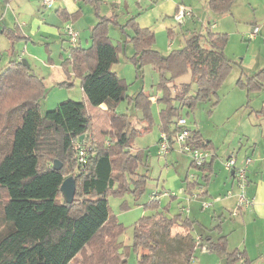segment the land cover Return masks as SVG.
<instances>
[{
  "label": "trees",
  "instance_id": "trees-1",
  "mask_svg": "<svg viewBox=\"0 0 264 264\" xmlns=\"http://www.w3.org/2000/svg\"><path fill=\"white\" fill-rule=\"evenodd\" d=\"M232 2L208 0V6L223 13ZM135 18L131 15L123 26L115 18L101 15L91 28L89 45L70 46L67 60L79 79L81 100L64 99L42 112L39 99L44 94L43 77L23 64V58H11L0 66V264H70L92 237L107 230L112 255L103 259L106 264L126 263L125 253L119 251L122 242L117 241L123 226L110 213L107 194L122 191L129 175L132 191L139 195L145 174L135 170L140 162L138 152L131 150L136 131L126 130L128 116L115 111L125 96L126 83L111 68L122 46L109 35L110 24L122 26L125 41L132 43L130 59L136 74L144 65L159 73L162 95L158 99L164 103L159 110V128L168 133L172 143L181 106L192 108L196 100L209 97L218 100V86L231 67L223 52L225 33L209 27L203 32L192 31L181 46L163 54L152 47L153 31L139 26ZM125 29L130 32L125 33ZM187 73V81L174 83ZM256 74L247 77L248 88L264 89V77L258 81ZM140 94L142 91L135 97L136 105L147 107L146 101L139 100ZM99 110L103 122L97 134L92 131V116ZM188 129L195 148L212 150L211 141L198 129ZM116 156L121 158L118 167ZM54 159L61 162L59 169L52 167ZM190 165L200 171L201 181L196 179V183L205 186L212 173L210 163L206 160L196 166L191 159ZM68 175L75 181L71 202H66L60 192V184ZM154 203L150 198L146 204L157 209ZM176 225L184 230L180 235L184 240L181 264H190L196 246L219 253L228 263L238 259L235 250L227 249L225 234L211 240L197 230L199 238H195L192 219L181 213L169 217L156 210L134 223V248L150 250L140 251L138 264L155 263L149 260L159 247L156 232L166 234Z\"/></svg>",
  "mask_w": 264,
  "mask_h": 264
},
{
  "label": "rangeland",
  "instance_id": "rangeland-1",
  "mask_svg": "<svg viewBox=\"0 0 264 264\" xmlns=\"http://www.w3.org/2000/svg\"><path fill=\"white\" fill-rule=\"evenodd\" d=\"M137 1L101 0L98 4L99 12L103 14L114 12L119 22L123 25L131 15L145 11V0H139L140 5H142L140 7H138ZM158 1L163 3V8H165L164 5L168 4V1L165 0ZM170 1L178 3L176 11L171 7L173 13L176 14L181 8H185L190 10L193 15L191 17L182 15L180 22H178L175 15L171 17L169 13L163 19L160 18L152 21L150 24L154 33L152 45L154 49L165 54L171 49L181 46L184 39L190 34L189 32L194 30V28H196V31L199 30L201 22L205 20L208 14L209 21H215L217 24L211 30L223 32L227 36L226 42L223 45V52L226 58L231 61V67L225 73L218 86V100L215 101L214 97L198 99L192 108L181 106L178 110L179 116L184 118L188 128L199 129L205 137L208 136L213 140L216 146L217 160L222 162L223 169L227 174L229 168L225 166V161L229 156L233 157L234 155H230L229 152L234 153L239 138H242L243 134L256 127L254 120L257 115L262 113L260 110L261 106L264 105V89H251L247 85L249 81L247 79L248 76L261 72L255 76L261 82L264 77V33L260 31L256 34L258 38L255 40L251 37V39H248L252 26L251 22L256 18L257 22L261 23V16H264V11L260 15L259 10L255 9L253 4L249 3V0H233L229 8L231 12L227 11L225 18H221V14L214 15L212 12H207L206 5L208 4V0ZM83 5H86L83 12L85 18L87 15L93 17L92 6L88 3H83ZM85 18L81 17L73 25L77 29L78 34H81V26L84 24ZM50 20L52 22V19ZM221 21L222 25L219 26ZM23 22L26 23L21 25L20 20L17 22L11 20L10 23L7 22L6 24H9L12 29H15L14 26L17 24L24 30L27 29L29 23L28 21ZM61 24L57 22V25L64 30L63 26L66 23ZM108 28V32L114 42H120L122 46L118 59L112 64L111 68L126 83L125 96L117 103L115 111L125 113L128 116L130 122L126 130L136 131L133 134L131 150L138 152L140 158V162L135 169L136 172L145 174V176L143 188L139 192V195L134 194L132 191L133 180L129 175H126V187L120 192L108 193L107 200L110 213L123 226L122 231L117 236V241L122 242L119 251L125 253V264H138L140 251L150 252V250L147 247H139L137 250L134 248V223L140 217L153 214L156 210L164 212L169 217L181 212L183 215L192 217L193 213H189L191 206L193 207L191 202L205 196L204 194L198 195L196 190L192 191V195H188L183 190V177L191 160L189 152L181 151L178 144L174 143L172 149L165 155L158 153L157 139L160 133L159 110L164 104L163 101L158 99L162 95V91L158 86L160 81L159 73L151 65H144L142 71L137 75L134 64L130 59L134 54V48L132 43L125 41L127 37L122 33V26L118 27L110 24ZM125 28L129 27L125 26ZM17 31L20 32V30ZM204 31L206 30L204 29ZM12 32L10 35H7L8 32H6L7 34L0 32V66H4L9 61L13 56L12 53L22 52V58L34 68L37 74L44 76V94L39 99L40 111L44 112L54 108L58 102L64 99H82L83 95L79 79L71 75L72 68L67 60L71 46L69 41L66 40L67 38L63 40V36L60 35L59 38L55 39L54 37L49 38L47 34H43L44 39L41 41L42 43H39L40 41L36 40L38 36L29 34V39H25L24 37L16 39V36ZM127 32H130V30H127ZM127 32L125 29V33ZM241 34L246 35L242 36ZM11 40L13 42L12 45L10 43ZM169 41L172 43L171 46H168ZM25 43H29L31 46L30 51L24 49ZM30 52L32 53L31 55H29ZM252 57L256 59L260 58L258 65L251 70L249 68ZM51 66H58L63 71L64 79L62 81L53 82L47 79ZM188 79L189 74L187 73L176 78L174 83H180ZM192 88H194L193 85ZM140 91L143 94L139 95V100L146 101L147 107L136 105L135 97ZM170 92L173 93V88L170 89ZM174 104H176L175 101ZM102 115L100 110L93 113L92 131L94 133H99V125L103 122ZM102 127L105 126L102 125ZM106 129L108 128L106 127ZM98 138L102 139L100 134ZM209 153L211 152L209 151ZM120 163V156H116L115 164L117 167ZM192 167H190V172L193 170ZM190 172L189 177L191 178ZM150 198L155 201L154 204H156L157 209L149 205L150 203L146 204ZM205 198L208 200L209 196ZM203 209H206L207 213L208 211H212L210 206ZM175 227L173 226L166 234L158 233L159 230L156 232L155 236L157 235L160 243L149 261H154V264H181L183 261L181 248L184 247V243H182L184 240L180 235L184 230L180 228L177 231L178 228L176 227V229ZM107 231H103L101 234L92 237L71 260L70 264H106L103 256L108 255L109 258L112 255L109 249L110 242H106L108 232H110ZM191 234L193 237L196 236L195 231H192ZM190 264H225V262L219 253L207 250L205 247L196 246L192 253ZM229 264L239 263L234 262Z\"/></svg>",
  "mask_w": 264,
  "mask_h": 264
},
{
  "label": "crops",
  "instance_id": "crops-1",
  "mask_svg": "<svg viewBox=\"0 0 264 264\" xmlns=\"http://www.w3.org/2000/svg\"><path fill=\"white\" fill-rule=\"evenodd\" d=\"M100 1L101 0H51V5L47 7L43 5L42 0H0V25H2L0 32H8V34H6L9 35L13 31L12 33L16 36V39H20L22 37L29 39V34H32L33 36H38V39L36 40L40 41L39 43H42L41 41L44 39L43 34H47L49 35V38L54 37L55 39L59 38L61 35L63 36V40H65L67 37L64 30L62 27L57 25V22L62 23L61 25L67 22L75 25L81 17L85 18V14H83V12L86 5H83V3H88L93 8V17L87 15L84 19V24L81 26V34H78L77 40V43L85 47L89 45L91 28L96 24L99 16L106 15L115 18L118 24H121L114 12H111L110 14H103L99 12L98 4ZM165 1H168V4L164 5L165 8H163V3H161V1L145 0V11L139 12V15L136 14L135 18L139 26L151 29L150 23L152 21H156L160 18L163 19L164 16L169 13L171 17L175 15L173 10H171V7H173L176 11L178 3L170 0ZM249 3H252L253 7L259 10L260 15L264 11V0H249ZM137 5L138 7L142 6L140 5L139 0L137 1ZM206 6L208 13L212 12L214 15L221 14V18H225L227 11L223 13H216L208 6V4ZM228 11L229 13L231 12L230 10ZM232 13L234 14V12ZM185 15L191 17L193 13L191 12L189 15ZM208 15L205 20L201 22L198 28L199 32H203L204 29L206 30L208 27L213 29L217 26L215 21H209ZM50 19H52V22ZM11 20L13 22L20 20L22 23L21 25L26 23L23 21H28L29 24L27 29L24 30H22L23 28L17 24L14 26L15 29H12L9 24H6L7 22L10 23ZM253 20L254 21L251 22L252 26L248 34V39L251 37L255 40L258 38V35L256 36V34L260 31L264 33V16H261V23H258L256 18ZM178 22H180V19ZM221 25L222 21L219 26ZM255 26L258 27V31L255 35H252V30ZM17 30H20V32ZM192 31H196V28ZM241 35L244 36L246 34ZM10 43L11 45L13 44L12 40ZM168 43V46L172 45L170 41ZM24 49L30 51L31 46L29 43H25ZM31 54L32 53L30 52L29 55ZM12 55L13 56L11 58H22V52H16L15 54L12 53ZM259 58L256 59L255 57H252L249 69L252 70L253 67L258 65ZM28 65L34 71V68L30 64ZM59 68L60 67L58 66L50 67L47 76L49 81L59 82L64 79L63 71ZM39 76L42 77L43 75ZM261 107L262 113L257 115L254 120V125L256 127L243 134L242 138H239L238 145L234 153L229 152L230 155L234 154L233 157L235 158V166L242 165L244 159L249 157V161L245 167L247 175L245 196L251 200V203L248 206L244 207L238 204L237 194L239 189L237 188L231 170H228L229 175L228 173H225L222 162L217 160L216 146L213 143V140L208 136L205 137L201 132L202 136L210 140L212 143L214 155L213 151L209 149L212 151V154L207 159V162L211 165L212 173L205 186L197 184L195 181L196 179L198 182L201 181L200 171L197 168L194 169L192 167L193 170L190 172L191 165L189 161V166L186 168V173L183 177V190L186 194L192 195V191L196 190L198 195L204 194L205 197L209 196L208 200L205 197H202L191 202L193 207L191 206L189 213H193V216L187 217L194 221L196 229L193 231L196 233L198 230V233H202L203 236L207 235L210 239L212 237L211 240L215 239L218 234H225L227 249L229 251L235 250L238 256V259L229 263L237 262L239 264H264V105ZM173 144L174 143H172L170 149H172ZM189 172L191 173V178L189 177ZM189 180L193 182L188 186L187 182H189ZM199 199H206L207 201H200ZM203 203H209L210 205L208 206L212 208V211H208L207 213V210L203 209ZM181 216L186 217V215H183L182 212ZM215 225H217V228L213 229ZM176 227L177 231L180 228L183 229L180 225H176ZM195 238H199L198 234H196ZM221 257L224 261V257L222 255ZM229 263L225 262V264Z\"/></svg>",
  "mask_w": 264,
  "mask_h": 264
},
{
  "label": "built area",
  "instance_id": "built-area-1",
  "mask_svg": "<svg viewBox=\"0 0 264 264\" xmlns=\"http://www.w3.org/2000/svg\"><path fill=\"white\" fill-rule=\"evenodd\" d=\"M44 6H50L51 0H42ZM191 12L185 8H181V10L175 14L176 19H180L182 15H189ZM258 31V27H254L252 30V35H255ZM64 33L69 41L70 45L73 46L77 43L78 40V31L73 27L70 22H67L64 26ZM176 125L178 130L173 135V143H177L180 150L184 152H189L191 155V159L196 166L202 165L204 161L208 159V157L212 154V151L209 149H201L195 148L191 143L190 131L186 126V122L184 118H178L176 121ZM170 136L165 131H160L157 145H158V153L160 155H165L171 148L172 142L170 141ZM209 151L211 153H209ZM80 153H83V150H80ZM249 161V157L244 159V162L240 166H235V158L229 156L225 161V166L232 170V176L236 180L237 188L239 192L237 194L238 204L242 206H248L251 203V200L245 196V186L247 183V175L245 171L246 164ZM210 205L209 203H203L204 207Z\"/></svg>",
  "mask_w": 264,
  "mask_h": 264
},
{
  "label": "water",
  "instance_id": "water-1",
  "mask_svg": "<svg viewBox=\"0 0 264 264\" xmlns=\"http://www.w3.org/2000/svg\"><path fill=\"white\" fill-rule=\"evenodd\" d=\"M23 64L28 65V62L25 59H22ZM52 167L59 169L61 167V162L58 159H54L52 162ZM232 172V170H231ZM75 191V181L72 175L66 176L60 184V192L63 199L66 202H71L74 196Z\"/></svg>",
  "mask_w": 264,
  "mask_h": 264
}]
</instances>
